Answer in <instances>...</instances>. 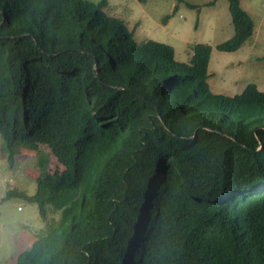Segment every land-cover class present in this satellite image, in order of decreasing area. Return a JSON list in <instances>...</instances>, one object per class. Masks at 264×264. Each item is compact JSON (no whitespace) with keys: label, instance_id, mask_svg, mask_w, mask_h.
Instances as JSON below:
<instances>
[{"label":"trees","instance_id":"obj_1","mask_svg":"<svg viewBox=\"0 0 264 264\" xmlns=\"http://www.w3.org/2000/svg\"><path fill=\"white\" fill-rule=\"evenodd\" d=\"M227 1L231 52L253 22ZM106 5L0 0L1 151L40 169L8 194L59 211L11 264H264V91L213 93L209 44L179 62Z\"/></svg>","mask_w":264,"mask_h":264},{"label":"rangeland","instance_id":"obj_2","mask_svg":"<svg viewBox=\"0 0 264 264\" xmlns=\"http://www.w3.org/2000/svg\"><path fill=\"white\" fill-rule=\"evenodd\" d=\"M239 6L251 18L253 32L240 48L231 52L215 47L234 33L227 0H107L104 9L109 16L125 23L136 42L155 40L172 46L179 62H189L194 44H209L212 47L208 64L210 90L231 96L248 83L264 91V0H239ZM1 144L0 139V264H11L27 246L24 237L44 232L47 223L58 218L59 211L47 205V220H44L35 203L8 194L10 191L35 193L40 169L33 153L24 156L19 153L14 163L9 164ZM49 164L47 170L54 172V160L50 158Z\"/></svg>","mask_w":264,"mask_h":264},{"label":"crops","instance_id":"obj_3","mask_svg":"<svg viewBox=\"0 0 264 264\" xmlns=\"http://www.w3.org/2000/svg\"><path fill=\"white\" fill-rule=\"evenodd\" d=\"M210 74V73H209Z\"/></svg>","mask_w":264,"mask_h":264}]
</instances>
